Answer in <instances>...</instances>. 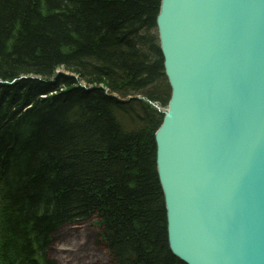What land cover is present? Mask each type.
I'll use <instances>...</instances> for the list:
<instances>
[{"label":"trees","instance_id":"16d2710c","mask_svg":"<svg viewBox=\"0 0 264 264\" xmlns=\"http://www.w3.org/2000/svg\"><path fill=\"white\" fill-rule=\"evenodd\" d=\"M161 2L0 0V264H55L52 235L92 218L112 264H185L157 172Z\"/></svg>","mask_w":264,"mask_h":264},{"label":"water","instance_id":"95a60500","mask_svg":"<svg viewBox=\"0 0 264 264\" xmlns=\"http://www.w3.org/2000/svg\"><path fill=\"white\" fill-rule=\"evenodd\" d=\"M157 29L170 250L185 264H264V0H162Z\"/></svg>","mask_w":264,"mask_h":264},{"label":"rangeland","instance_id":"374dc122","mask_svg":"<svg viewBox=\"0 0 264 264\" xmlns=\"http://www.w3.org/2000/svg\"><path fill=\"white\" fill-rule=\"evenodd\" d=\"M58 73H65L63 70ZM165 113L167 108H158ZM99 219L64 226L52 235L48 258L55 264H112L109 254L99 239ZM169 243V241H168ZM170 249V247H169Z\"/></svg>","mask_w":264,"mask_h":264},{"label":"bare ground","instance_id":"6f19581e","mask_svg":"<svg viewBox=\"0 0 264 264\" xmlns=\"http://www.w3.org/2000/svg\"><path fill=\"white\" fill-rule=\"evenodd\" d=\"M92 219H93V218H92ZM63 228H64V227H63ZM61 229H62V228H61ZM61 229H60V230H61Z\"/></svg>","mask_w":264,"mask_h":264}]
</instances>
